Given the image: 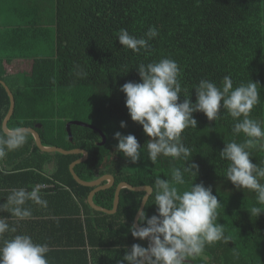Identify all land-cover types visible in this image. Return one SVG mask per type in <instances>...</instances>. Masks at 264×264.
Instances as JSON below:
<instances>
[{
    "label": "trees",
    "instance_id": "obj_1",
    "mask_svg": "<svg viewBox=\"0 0 264 264\" xmlns=\"http://www.w3.org/2000/svg\"><path fill=\"white\" fill-rule=\"evenodd\" d=\"M10 2L12 21L0 28V80L16 101L8 128L35 129L46 147L87 151L89 159L75 167L80 179L115 178L112 188L96 193L94 202L99 207L113 209L120 183L149 186L158 177L171 179L172 168L186 163L163 155L155 164L148 159L151 137L131 120L126 94L121 91L127 82H142L136 69L139 64L175 60L181 69L180 103L185 95L196 102L195 87L201 80L219 87L223 77L230 75L234 88L253 81L259 101L250 118L264 122V0ZM151 27L157 29L158 36L149 41L148 53L125 49L117 39L120 29L146 38ZM48 46L50 56L34 55L35 50ZM9 109V95L0 84L2 128ZM193 116L197 128L185 129L182 141L191 150L190 163L197 164L199 172L185 179L187 184L212 188L221 203L215 223L224 225L227 239L206 245L201 255L188 258V264H264V212L259 216L250 213L252 207L262 206L254 191L238 189L227 179L230 162L220 158L226 143L243 144L248 137L234 133L237 121L223 108L216 121L203 112ZM71 121L96 127L106 136V144L101 146L99 132L82 126H72L71 141L67 132ZM121 121L127 122L126 128H121ZM118 131L138 139L141 160L136 164L116 150L114 134ZM246 150L253 163L264 167V149ZM81 158L42 152L31 134L22 148L0 158V163L11 166L7 170L0 167V187L31 190L38 184L53 185L41 189L47 201L44 213H36L27 225L14 222L18 224L10 226L19 234H37L36 239L32 237L35 242L47 244L60 257L67 256L77 264H121L132 244L147 247V241L134 238L129 231L145 193L124 189L116 214L94 211L88 204L94 188L79 185L70 172L71 164ZM260 182L264 184V178ZM176 186L180 191L187 187ZM153 202L149 199L144 209L149 217L157 213Z\"/></svg>",
    "mask_w": 264,
    "mask_h": 264
},
{
    "label": "clouds",
    "instance_id": "obj_2",
    "mask_svg": "<svg viewBox=\"0 0 264 264\" xmlns=\"http://www.w3.org/2000/svg\"><path fill=\"white\" fill-rule=\"evenodd\" d=\"M158 36L155 27L149 28L145 37L137 38L127 29L117 33L119 43L125 49L135 53L150 51L149 41ZM141 83L127 82L121 87L126 94V107L133 122L143 127L144 133L151 137L147 142L148 159L155 164L163 155L174 160L186 162L181 167H173L171 179L156 178L149 185L141 201L152 199L157 206V213L149 217L145 211L138 209L139 223L133 224L131 235L147 241V247L139 243L126 249L121 264H188V258H195L205 251L206 245L227 239L224 225L215 223L217 209L221 206L211 187L204 184H187L186 175L197 176L199 166L190 163L191 150L182 141L185 129L197 128L198 121L193 113L203 112L210 121L220 118L221 108L237 122L234 133L243 132L248 139L243 143H226L220 152V158L229 161L226 177L236 188H245L257 194V202L264 207V167L253 163L246 150L253 147L264 149V127L262 123L250 118L253 107L259 101L256 83L250 81L233 86L230 75L223 77L221 86L209 80H201L195 87L196 102L185 95L182 103L178 102L182 87L181 69L177 62L164 58L158 62L141 63L136 68ZM187 93V89H183ZM242 117V119H241ZM121 128L127 122L121 121ZM29 136V131L22 126H15L7 131L0 127V158L8 152L22 148ZM118 141L116 150L123 154L132 164L141 160V145L133 134H114ZM176 185L187 187L180 191ZM42 185L12 189L7 202L0 204V213L8 212L17 220L31 218L32 211L24 207L31 201L37 205L47 206L41 196ZM262 207H252L251 215L259 216ZM8 217L0 216V264H49L47 244L37 243L28 234H16L10 239L5 233H16L10 227Z\"/></svg>",
    "mask_w": 264,
    "mask_h": 264
},
{
    "label": "water",
    "instance_id": "obj_3",
    "mask_svg": "<svg viewBox=\"0 0 264 264\" xmlns=\"http://www.w3.org/2000/svg\"><path fill=\"white\" fill-rule=\"evenodd\" d=\"M0 84H2L8 95L10 98V109L9 112L7 114V116L5 117L4 121H3V129L5 131H7L8 128V123L11 120V118L14 115L15 112V108H16V101L14 98L13 93L11 92V90L9 89V87L7 86V84L3 81L0 80ZM72 126H82V127H86V128H90L93 130H96L97 132H99L102 136L103 142L101 143V146L105 145L107 142L106 136L96 127L90 125V124H86L83 122H79V121H72L70 123L67 124V132L69 135L70 140H73V135H72ZM29 131V134H31L34 137L35 143L37 145V147L45 153H58V154H62V155H82V158L75 161L74 163L71 164L70 166V172L74 178V180L81 186L84 187H90V188H94V190L90 193L89 197H88V204L89 206L96 212H101V213H105L108 215H114L117 213L118 208H119V204H120V195L122 190L127 189L133 192H144L146 195L147 192V188L148 186H140V187H134L126 182H122L120 183L117 188H116V193H115V199H114V205H113V209L112 210H108L102 207H99L95 204L94 202V197L96 195V193L106 190V189H110L115 185V178L112 175H105L95 181H91V182H87V181H83L82 179H80V177L76 174L75 172V167L81 163L86 162L89 159V153L85 150H81V149H75V150H65L63 148H58V147H46L43 145L41 137L39 135V133L32 128H26ZM145 197V196H144ZM149 201V200H148ZM148 201H142L141 206H140V210L145 209V206L147 204ZM134 224L139 227V215L137 213L135 220H134ZM190 261H188L189 263Z\"/></svg>",
    "mask_w": 264,
    "mask_h": 264
},
{
    "label": "crops",
    "instance_id": "obj_4",
    "mask_svg": "<svg viewBox=\"0 0 264 264\" xmlns=\"http://www.w3.org/2000/svg\"><path fill=\"white\" fill-rule=\"evenodd\" d=\"M0 167H2V170H7L8 168H11V166L5 164V163H0ZM6 167V168H5ZM7 172V171H6ZM53 188V185H42L41 189H51ZM12 189L10 186H4V187H0V204L6 203L7 202V197L8 195H10ZM24 207L30 208L32 211V216L29 219L26 220H17L14 217H11V214L8 212H4V213H0V216H5L8 217L7 222L9 223V225L12 224H18V223H14V222H22L21 225H27L28 223H31L33 221V216H37L36 213H39V211L41 213H44L46 211V206H41V205H37L31 201L27 202L26 205ZM9 214V215H8ZM20 225V224H19ZM11 227V226H10ZM19 234V233H5L4 234V238L6 239H10L12 238L14 235ZM33 238L36 239L37 234H33L32 235ZM65 258L60 257L59 254H57L56 252L52 251L49 249V252L47 254V259L49 261V264H77L76 261H71L70 258H68L67 256H65Z\"/></svg>",
    "mask_w": 264,
    "mask_h": 264
},
{
    "label": "rangeland",
    "instance_id": "obj_5",
    "mask_svg": "<svg viewBox=\"0 0 264 264\" xmlns=\"http://www.w3.org/2000/svg\"><path fill=\"white\" fill-rule=\"evenodd\" d=\"M7 1H9V0H1V2H0V28L7 26L8 25L7 22H11L12 21V15H11L12 13L8 12V9L10 7H12V3L11 2L7 3ZM51 52H52L51 46H48V47H46L44 49L35 50L34 55L35 56H39V54H43V55H46V56L47 55L50 56Z\"/></svg>",
    "mask_w": 264,
    "mask_h": 264
}]
</instances>
